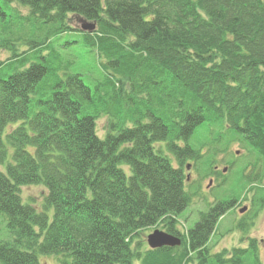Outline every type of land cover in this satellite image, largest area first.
<instances>
[{"label":"trees","instance_id":"obj_1","mask_svg":"<svg viewBox=\"0 0 264 264\" xmlns=\"http://www.w3.org/2000/svg\"><path fill=\"white\" fill-rule=\"evenodd\" d=\"M10 1L0 0V264H40L38 252L60 264H264L252 239L228 256L207 247L235 200L208 204L186 230L178 219L195 196L187 160L211 165L203 144L236 141L264 170V0H14L25 14ZM199 132L208 142L194 147ZM253 174L242 176L261 207ZM28 185L45 188L40 205L23 200ZM148 227L181 243L144 245Z\"/></svg>","mask_w":264,"mask_h":264},{"label":"rangeland","instance_id":"obj_2","mask_svg":"<svg viewBox=\"0 0 264 264\" xmlns=\"http://www.w3.org/2000/svg\"><path fill=\"white\" fill-rule=\"evenodd\" d=\"M9 4L17 7L23 14L28 13L25 6L16 3L14 0L10 1ZM72 25L74 28H80L81 23L72 20ZM21 47L25 48L23 45ZM8 56L7 50L0 49V61L6 59ZM88 66L87 63L85 68H83L85 71L83 79L86 83L91 84V75L86 71ZM90 70L94 75H97L96 68L93 67ZM105 122V116L101 115L97 118V133L101 136ZM198 134H194L190 141L194 147L208 142V137L204 136V132H199ZM224 146L223 144H217L214 149L210 150L208 143L206 145L203 144L201 148L202 152L213 154L210 160L211 165L210 163L208 165L198 163L186 169L185 172L186 176L188 175V180L185 189L195 191V196L191 204L179 214L178 219L181 222L180 224H183L184 230H186L192 227L199 219L200 212L208 209V204L219 200L233 199L235 200V206L228 209L219 218L215 232L210 236L207 247L213 253L222 251L225 253V256H228L234 247H249L251 245L250 239H252L254 240L253 245L258 249L260 260L264 261V205L260 207L258 200L259 190L256 192V188H254L248 191L247 188L250 184L242 176L243 171L246 175L253 172V176L259 177V181L261 180L259 184L264 186L262 163L257 162L252 166L251 160L245 156L247 152L245 153L243 147L236 141L228 142ZM236 151H238L237 154L235 153ZM254 162L256 161L254 160L252 163ZM173 163L176 165L177 162L173 161ZM188 163H191V161L187 160ZM211 166L212 169L210 170ZM224 167L226 168L225 171H223ZM257 181L258 179L255 180V182ZM20 192L23 200H33L36 204L40 205L45 194V188L42 185H28L22 186ZM244 206L246 210L239 212V209ZM179 227L182 228L181 226ZM157 228L159 227H148L140 231L139 238L143 241L144 245H147V235ZM7 238H9V234L6 229V216L0 212V240ZM37 257L40 264H60L59 257L54 254H42L38 252ZM245 264L255 263L248 260Z\"/></svg>","mask_w":264,"mask_h":264},{"label":"water","instance_id":"obj_3","mask_svg":"<svg viewBox=\"0 0 264 264\" xmlns=\"http://www.w3.org/2000/svg\"><path fill=\"white\" fill-rule=\"evenodd\" d=\"M94 27L93 24L91 23H86V24H82V28L83 29H92ZM187 168H189V164H187L186 166ZM226 168H223V171H225ZM188 178V175H187ZM246 210V207H242L241 209H239V212H243ZM147 244L149 247L151 248H155V247H161V246H176L179 245L181 243V240L179 237L170 234L164 230H160V229H154L151 233H149L147 235Z\"/></svg>","mask_w":264,"mask_h":264},{"label":"bare ground","instance_id":"obj_4","mask_svg":"<svg viewBox=\"0 0 264 264\" xmlns=\"http://www.w3.org/2000/svg\"><path fill=\"white\" fill-rule=\"evenodd\" d=\"M157 229H159V228H157ZM154 230V229H153ZM161 230V229H160ZM147 239V238H146ZM146 242H147V240H146ZM148 245V244H147Z\"/></svg>","mask_w":264,"mask_h":264}]
</instances>
